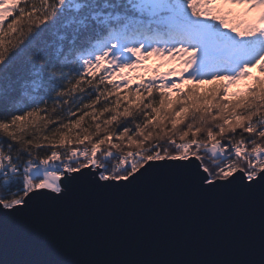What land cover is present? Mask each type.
Listing matches in <instances>:
<instances>
[{"label": "snow or ice", "instance_id": "snow-or-ice-1", "mask_svg": "<svg viewBox=\"0 0 264 264\" xmlns=\"http://www.w3.org/2000/svg\"><path fill=\"white\" fill-rule=\"evenodd\" d=\"M115 208L232 226L207 253L28 250ZM0 264H264V0H0Z\"/></svg>", "mask_w": 264, "mask_h": 264}, {"label": "water", "instance_id": "water-1", "mask_svg": "<svg viewBox=\"0 0 264 264\" xmlns=\"http://www.w3.org/2000/svg\"><path fill=\"white\" fill-rule=\"evenodd\" d=\"M232 226L228 218L198 210L184 211L115 208L104 216L91 215L52 225L46 235L26 241L33 254L99 255L214 252L226 244L221 233ZM12 237V245L19 244Z\"/></svg>", "mask_w": 264, "mask_h": 264}, {"label": "rangeland", "instance_id": "rangeland-1", "mask_svg": "<svg viewBox=\"0 0 264 264\" xmlns=\"http://www.w3.org/2000/svg\"><path fill=\"white\" fill-rule=\"evenodd\" d=\"M148 63H149V64H157V63H159V61H156V60H150ZM161 70H163V69H161Z\"/></svg>", "mask_w": 264, "mask_h": 264}]
</instances>
